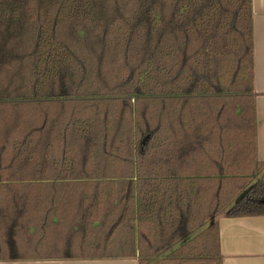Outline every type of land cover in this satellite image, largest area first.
I'll use <instances>...</instances> for the list:
<instances>
[{"label": "trees", "instance_id": "16d2710c", "mask_svg": "<svg viewBox=\"0 0 264 264\" xmlns=\"http://www.w3.org/2000/svg\"><path fill=\"white\" fill-rule=\"evenodd\" d=\"M254 99L251 0H0V261L222 264Z\"/></svg>", "mask_w": 264, "mask_h": 264}, {"label": "crops", "instance_id": "0c3cea01", "mask_svg": "<svg viewBox=\"0 0 264 264\" xmlns=\"http://www.w3.org/2000/svg\"><path fill=\"white\" fill-rule=\"evenodd\" d=\"M256 155L264 161V0H251ZM222 264H264V215L218 217ZM0 264H139L136 258L0 261Z\"/></svg>", "mask_w": 264, "mask_h": 264}]
</instances>
